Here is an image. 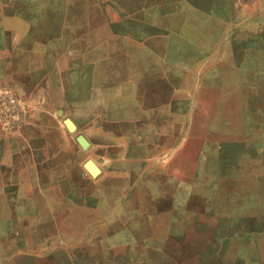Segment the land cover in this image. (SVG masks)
Returning <instances> with one entry per match:
<instances>
[{
    "label": "rangeland",
    "instance_id": "rangeland-1",
    "mask_svg": "<svg viewBox=\"0 0 264 264\" xmlns=\"http://www.w3.org/2000/svg\"><path fill=\"white\" fill-rule=\"evenodd\" d=\"M47 71L83 160L147 115L73 200L19 170L57 141L17 134L64 127L22 90ZM0 164V264H264V0H0Z\"/></svg>",
    "mask_w": 264,
    "mask_h": 264
},
{
    "label": "crops",
    "instance_id": "crops-1",
    "mask_svg": "<svg viewBox=\"0 0 264 264\" xmlns=\"http://www.w3.org/2000/svg\"><path fill=\"white\" fill-rule=\"evenodd\" d=\"M27 52L30 51L27 50ZM64 72L65 71H62L60 74L61 79L59 76L57 80L53 78V74H50L49 71L44 72L41 76H39L38 79L33 78L34 80L32 81V86L22 88L23 92L27 95L28 100L38 108V111L41 110L45 111L46 114H50V110H53L57 112L56 115L58 118L64 117V119L62 120L64 127H57L56 129L59 128V130H54L51 132H21L17 134V137L20 139V142L23 145V147L19 149V151H17V155L22 154V151H26V155L29 157L30 155L27 150H30L31 152L33 151L32 144L34 143V141L45 142V140H48L49 137H52L57 141V148L50 154L49 151H51L52 149L45 148V150H48L43 154V157L48 156L45 161L41 160V162L38 163L26 162L25 164L20 165V169L19 166L11 168L13 171L18 169L20 171H23L22 168L24 167V172L33 173L32 177H34L35 173V176H37L38 179V184L43 180L45 174L47 176V180L50 182V187H54V189L52 190H54L58 194H64L66 199L73 200V196H76L75 192L81 189L83 185L87 189H89L88 191L90 193L91 187L89 185V182L95 180V177L100 172V167L97 165V160L100 159L98 153H100L101 148L103 150H107L108 148L114 147L115 144L112 142V140L115 138H119V136L123 134V132H121L119 129H121L124 125L139 126L140 124H144L147 115L143 114V110L141 111L142 114L137 116L122 114L116 117H109L106 113V115L103 117L104 119L102 118L101 120V122L105 123L107 126L104 130L105 137L103 138L105 140L100 144L99 149H94V155L91 158L92 161L83 160L87 157L86 151L88 148L83 149L77 142V137L82 135L89 141L90 145H93L94 147L97 145H94V141L88 138L85 134H79L74 138L70 133L73 131H69L65 125L66 120H71L76 126L75 130L80 129V126L78 124L79 122L77 120L68 117L65 118L64 116L65 108L73 107L76 104L74 102L75 100L72 98L69 88L66 86V83L62 78V76H64ZM52 73H54V71ZM141 107L144 108L145 105ZM159 107H156V110L158 109L157 111H159ZM56 115L45 117V119L50 120V118H53L54 121L58 122ZM38 122V120L33 121L32 126L35 125V123L37 124ZM111 126L112 128L116 126V131H113ZM89 162H92L98 169L99 172L97 175L93 176L86 169V164ZM2 170L3 166L2 164H0V173L2 172ZM16 182V180H13L11 181V184H16ZM67 187L71 189L69 195L67 194V191H65Z\"/></svg>",
    "mask_w": 264,
    "mask_h": 264
},
{
    "label": "water",
    "instance_id": "water-1",
    "mask_svg": "<svg viewBox=\"0 0 264 264\" xmlns=\"http://www.w3.org/2000/svg\"><path fill=\"white\" fill-rule=\"evenodd\" d=\"M65 125L69 131H74L76 129L75 124L71 120H66ZM77 142L83 149H87L90 146L89 141L84 136L77 137ZM86 169L93 175L98 174V169L95 167V165L91 162L86 164Z\"/></svg>",
    "mask_w": 264,
    "mask_h": 264
},
{
    "label": "built area",
    "instance_id": "built-area-1",
    "mask_svg": "<svg viewBox=\"0 0 264 264\" xmlns=\"http://www.w3.org/2000/svg\"><path fill=\"white\" fill-rule=\"evenodd\" d=\"M6 98H7V103L10 107V110L12 111V113L17 112L18 110H20V101L19 98L16 95H10V94H6Z\"/></svg>",
    "mask_w": 264,
    "mask_h": 264
}]
</instances>
